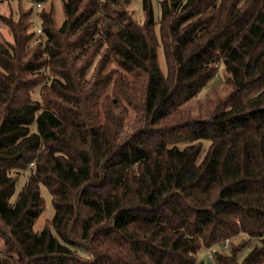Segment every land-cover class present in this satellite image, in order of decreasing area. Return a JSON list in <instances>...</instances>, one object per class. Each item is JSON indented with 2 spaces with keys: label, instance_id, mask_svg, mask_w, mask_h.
<instances>
[{
  "label": "trees",
  "instance_id": "trees-1",
  "mask_svg": "<svg viewBox=\"0 0 264 264\" xmlns=\"http://www.w3.org/2000/svg\"><path fill=\"white\" fill-rule=\"evenodd\" d=\"M28 1L0 14V264H196L241 233L260 244L213 264H263L264 0H160L158 31L152 0L144 23L131 0H63L60 26ZM219 63L227 95L186 112Z\"/></svg>",
  "mask_w": 264,
  "mask_h": 264
},
{
  "label": "rangeland",
  "instance_id": "rangeland-1",
  "mask_svg": "<svg viewBox=\"0 0 264 264\" xmlns=\"http://www.w3.org/2000/svg\"><path fill=\"white\" fill-rule=\"evenodd\" d=\"M152 3L154 9V19L156 22V31H158L160 26V20L162 18V7L160 0H152ZM20 7L22 11L26 12L31 7V3L28 0H21V2L20 0H12L11 2H9V0H0V14H3L5 16L12 15L14 18H18L20 16L18 14ZM44 7L47 10H49L51 7L54 8L55 23L56 26H60L66 17L63 0H47L44 2ZM36 8L35 10H39L42 9L43 7L42 8L36 7ZM129 10L132 11L134 18L137 21H139L140 23H144L146 14L143 7V0H131L129 4ZM31 18L34 20L33 26L32 28H30L32 31L35 30L36 28L42 27L41 21L38 16L32 15ZM0 40L8 41V42L13 41V36L9 29V26L5 22H3L1 18H0ZM159 62L162 69L166 70L165 58L162 48L159 49ZM224 69H225L224 65L222 63H219L218 73L215 75V81L207 85L196 97L192 98L189 102H187L182 106V108H184L186 112L188 111L195 116H199L201 114L204 115L208 112V110L212 109L215 106L216 104L215 102L220 101L222 98H224L227 95V92L229 90L228 88L229 85L227 83L228 77L225 74ZM34 97H39V95L35 93ZM108 97H110L109 99L112 100V92L108 94ZM101 100L102 103H104V98H101ZM104 114L105 113L103 110L101 116H103ZM135 116H136V112L131 107L127 116L128 126L126 125L125 129L130 130L134 127V125L135 126L137 125V118H135ZM205 146L206 148H208L209 143H206ZM25 181H26V176L22 175L18 182L17 191L14 196V199L15 197H17ZM41 193L45 199V208L35 222L34 229L36 231L42 230L45 224L47 223V221L51 220L55 214L52 195L49 192V190L46 188V186L41 185ZM230 243H231L230 248L239 247L243 244L242 251L239 254L240 260H242L244 256L247 255L256 245L260 244L257 238L251 237L246 233H241L239 236H234L230 238ZM3 246H4V242L2 239H0V251L2 250ZM209 249H203L199 251L198 260L196 264H202L203 262L212 263L210 262L209 255L207 253Z\"/></svg>",
  "mask_w": 264,
  "mask_h": 264
},
{
  "label": "built area",
  "instance_id": "built-area-1",
  "mask_svg": "<svg viewBox=\"0 0 264 264\" xmlns=\"http://www.w3.org/2000/svg\"><path fill=\"white\" fill-rule=\"evenodd\" d=\"M38 7L41 6V3H38L37 5ZM38 31L41 32V28H38ZM230 239H226L224 241V243L221 245V246H213L211 247L207 253L209 255V259H210V262L212 263H216V253L219 251V250H226L230 247Z\"/></svg>",
  "mask_w": 264,
  "mask_h": 264
}]
</instances>
